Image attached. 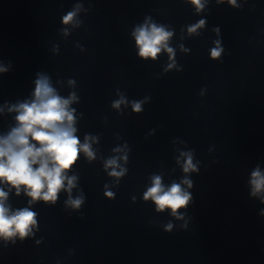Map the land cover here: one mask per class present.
I'll return each mask as SVG.
<instances>
[{"label": "water", "instance_id": "obj_1", "mask_svg": "<svg viewBox=\"0 0 264 264\" xmlns=\"http://www.w3.org/2000/svg\"><path fill=\"white\" fill-rule=\"evenodd\" d=\"M200 3L0 0V138L47 77L75 97L74 135L94 154L79 151L55 202L0 183L9 214L36 213L26 236H0V264H264V192L251 185L264 174V0ZM151 25L172 34L171 53L139 55L134 33ZM157 176L189 194L176 214L145 199Z\"/></svg>", "mask_w": 264, "mask_h": 264}, {"label": "clouds", "instance_id": "obj_2", "mask_svg": "<svg viewBox=\"0 0 264 264\" xmlns=\"http://www.w3.org/2000/svg\"><path fill=\"white\" fill-rule=\"evenodd\" d=\"M192 2L197 6V10L203 7L200 0H192ZM229 3L235 4V0H229ZM74 14L69 13L65 23L69 22ZM203 24L204 21L201 20L189 31L195 32L196 28ZM134 35L140 49L139 55L143 58L155 59L161 51V46L169 53L172 52V49L167 48L164 43L172 34L163 28L155 25H151L150 28L140 27L136 29ZM211 55L212 58H218L220 50L213 48ZM0 71L6 70L0 69ZM34 96L32 103H21L16 106L15 110L19 113L16 120L19 126L12 129L7 137L0 138V183L14 187L16 195H20L21 186H24L25 194L31 198L29 203L37 200L55 202L58 192L64 187L65 180L68 191L74 187L75 177L69 178L64 173L76 162L79 151L82 150L89 158H94V154L90 151L87 138L83 145H79V140L74 135L76 132L73 126L74 109L68 110V105L75 98L74 96L62 99L56 95L47 77L36 80ZM123 102V100L116 101L113 106L118 108ZM133 109L139 112L141 104L133 103ZM37 144L39 147H36ZM33 165L38 167L34 168ZM114 165H116L115 159L107 162V166ZM190 169L194 170V165L189 155L184 171L188 172ZM122 174L123 170L121 172L113 170L110 173L113 176ZM184 183L189 182L184 181ZM251 185L253 196L264 192V174L259 168L252 172ZM7 195V192L0 189V236L8 238L19 233L24 237L28 234L29 226L36 224V213L29 208H23L9 214V209L4 203ZM148 198L158 205V210L170 207L173 214H176L177 209L187 205L190 196L179 184H173L165 191L160 177L157 176L153 178V186L145 193V199ZM69 203L79 208L82 200H69Z\"/></svg>", "mask_w": 264, "mask_h": 264}]
</instances>
